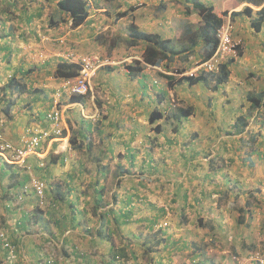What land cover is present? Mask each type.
<instances>
[{
	"label": "rangeland",
	"instance_id": "374dc122",
	"mask_svg": "<svg viewBox=\"0 0 264 264\" xmlns=\"http://www.w3.org/2000/svg\"><path fill=\"white\" fill-rule=\"evenodd\" d=\"M88 1L91 6L90 14H94V9H92L94 7H97V9H105L98 12L101 16H99L100 18L97 24L100 26L93 31L92 35L91 31L93 29L90 25L91 20L75 31L72 30L70 20L63 22L61 18H67V16L58 11L56 4L57 0H51L49 2L44 1L42 3L39 1L27 0L28 6H26V10L29 13L36 11V8L40 6L39 3H41L43 9L42 14L40 16L36 15L30 22H25L24 16L18 17L19 14L23 15V12H19V8L22 5L20 2V6L14 11L16 15L12 16L7 22V24L14 23L15 32L12 31L10 33L11 36L8 37L11 42L2 41V39H0V46L5 44L11 45V51L5 49L0 50V65L11 64L13 67L14 62L19 63L20 58L24 60L25 65H54L55 62L52 63V61H57V57H62L60 55L66 51L67 47H69L71 51L73 50V52L75 51L84 56L99 54L105 58L109 57L108 59H111L113 62L115 61L114 64H119V62L121 64L107 65L97 73L92 81L91 92L87 95L85 102H83V108L76 104L74 107L72 105L64 108L66 102L71 100L65 96L60 100L62 108L65 109V118L70 129V136H72L73 133H77L81 127V121L83 120L91 121L93 125V130L91 129L88 131L89 140L84 141V139L78 135L76 145L85 143L83 148H76L75 144L68 141V149L66 152H60L63 153L64 156H67L66 160L64 157L63 164L56 163L51 167L50 154H59L58 148L55 147V149L51 150L43 160L44 165L41 167L45 169L38 170L34 173H31L34 169H31L29 160L26 167L23 168L8 164L7 162L5 166L2 161L3 167L6 169V176L14 172V169L10 167H15L16 171H18V175L21 176L28 172L31 176H35L41 180L43 179L49 187L50 183L51 185L58 183V181L54 178L52 179V177L49 179V175L52 176V174H60L61 172L64 174L68 173V175H77V173L83 169V171H85L82 175L84 179L82 180L80 176H77L79 177L77 181H80V191H83V186L85 185L86 187L88 183L85 180L92 178V181H94L97 176L102 179V183L105 184L107 192H110L112 189H115L116 192L119 189L132 190L134 186L138 192L134 197L136 202L143 204L146 201L149 206H166L171 213L166 219L168 225L164 227L166 231H170L173 233V237L178 239L176 246H180L181 242H185V245H187L189 249L188 252L182 250L174 254L175 256H180L179 259L177 258V264L183 262L190 263L192 258H197V261L199 258V261L205 264H257V260H264V231L262 229V224L259 223V221L264 219L259 209V203L262 202L260 190L257 189L254 192L252 190V194H250L249 191H245L243 192V197H240L237 192L236 194L220 192V196H213L210 191H212L214 185H216L217 180L214 179L215 177L212 174L203 176V174H198L197 170L194 171V164L198 162V147H205L204 152L202 151L199 154V160L203 158L208 160L213 157L220 147L217 145L214 147V144H218V142L226 141V143H230L229 147H234L232 146V142L227 140L228 137L226 135L228 133L227 131H229L227 129L230 127L235 110L236 112L240 111L242 102L248 103L247 93L240 96L244 87L239 85L238 80L235 81L234 78H231L230 83L224 84L228 90V97H224L226 89L220 83H217V86L214 88L210 83V78L207 81L208 83L202 81L192 86L189 85L188 82H176L181 74L175 71L178 69L184 70L185 68L186 74L187 71H191L192 68L203 59V57L199 56V52H196V50L200 51L201 48L199 47L192 51L195 53L190 56V59L183 60L178 57L169 69L166 68L165 65L161 67L165 73L168 72L174 75L175 79H173L171 87H169L167 79L158 74L161 70L159 68H153L155 71H152V79L154 80H152L150 87H141L140 85L135 86L131 84L130 87L126 86L121 88V86H124L121 83H123L124 79L123 73L126 65L123 64L125 63L126 57L130 54H136L137 51H142L143 47L142 45L138 47L135 46V48L131 50H124V54L121 55L112 51V48L110 49L109 44H112V39L117 37L118 41L119 35L127 36L128 34V27L130 24L129 18H117L119 12L130 8L133 10V12L131 11V14H133L134 11L139 9L145 11L147 13L146 15H151V19L159 20V15L164 5L166 6L171 0ZM127 1L128 3L126 4ZM177 1L173 0V2H177V4L171 7H174L179 13H182L183 17L181 18H184L182 20H186L188 25L193 24V28L199 25L197 11L193 8H189L193 5L195 0ZM198 1L206 4L215 2L218 9L221 10V13L219 12L221 15H224L222 14L224 10H228L229 14L231 11L241 7L240 0ZM96 2L99 4H96ZM22 7L25 8L24 5ZM252 7L254 9H259L257 6L252 5ZM51 17L53 21H57V25L51 24ZM180 21L181 20L173 22L174 25H172L175 32L173 37L178 47L184 46L183 44H185L187 38H189V34H183L185 25L182 24L181 26ZM232 22L234 25L233 37L237 40H239V37L242 38L244 36L243 34H245V31L247 33L253 30V28L250 27L249 20H246L247 30L244 29L243 22L241 23L239 19H233ZM235 27H237V29H235ZM85 32L86 34L84 35ZM254 33L258 34L255 36V40H259L261 44L264 41V30ZM100 35L101 38L106 40V44L99 47L98 37ZM60 38H62L63 41L59 42ZM34 46L40 48L47 54V58L44 59L45 62L36 57L33 49ZM120 46H126L128 48L126 44H121ZM242 48L241 42L240 49L242 50ZM262 48L264 51V47ZM9 52L11 56L8 61L11 62L5 61L4 59L1 60V58ZM231 58L234 57L230 56L229 59ZM131 63H135L134 60ZM232 64L239 65V68L241 67L238 77L239 80L244 77L246 72L253 70L252 66L249 65H254L253 60L251 61L246 58ZM10 69L9 66L0 67V76L5 72L13 73V69ZM114 70L117 71H115L113 75L112 72ZM8 73L5 76V80L8 78ZM46 76L47 73L45 74V77ZM99 79L102 81L100 82ZM2 80L0 82H3ZM3 85L2 83L0 84V90ZM49 87L48 89H56L54 84ZM118 87L120 88L118 89ZM141 91H145L146 93L142 94ZM165 91L166 93L163 95L162 93ZM140 95H144L145 97L137 100L139 99L137 97H140ZM45 104H49L48 99H46ZM0 105L2 106L0 108V116L2 114V118L7 119V121L4 122L6 124L2 126L1 130L4 128L6 131H11L12 134L7 136V133H5V136L11 140L17 141L22 132L14 131L15 129L12 125L14 122L11 123V117L6 115L3 111L5 104L1 99ZM157 105H160L165 114L164 119L159 122L161 124L158 131L161 133L156 130H154V132L151 131V127L147 122L148 115ZM189 106L193 107L191 115L187 117L182 116L180 119L174 117V114L178 113L180 108L185 109ZM131 112H135L134 117H127V115H131ZM16 115L19 117L21 114L19 112L16 113ZM132 122L137 125L134 127L135 130L131 126ZM132 135L134 137L133 140L130 139ZM89 141L92 143L90 151L87 150ZM128 147L131 150H129ZM219 151L218 152L222 155L226 154L234 158L242 155V153L235 152V147L234 150L230 149V152L227 149L223 150L222 147H220ZM130 153L135 154L134 165H131L134 160L129 158V156L132 155ZM31 158L34 159L35 156ZM97 158L100 159V161L97 160ZM36 159L40 166V160L37 157ZM187 160L190 164L189 168L186 167ZM103 165L108 166L106 175H102L101 173L103 172ZM120 165H123L125 168L128 167L131 173L121 174L122 169ZM144 173L148 175L152 174V177L144 175ZM121 175L124 176L122 177ZM2 179L4 178L2 177ZM16 180L17 179L13 176H11L8 181L4 182L3 180V182L0 183V192L4 191V185L7 186V184H5L6 182L14 183ZM253 182H257V179L254 178ZM220 185L223 189H226V187L228 188L224 182ZM257 185L260 184L256 183L254 189L257 188ZM215 188H217V185ZM204 189H206L205 192ZM77 193L78 192H76V194ZM185 194L187 195V200L183 198ZM141 197H143V199L145 198L144 202H141ZM82 198L83 199L80 198L81 200L79 199L76 201V205L78 207L84 206L91 209L94 205V198L91 197L92 200L90 199V193L84 195ZM107 198L106 200L110 201V198ZM72 199H74V197ZM247 202H249L253 210L249 213L246 210L247 213L245 214V218L251 223L249 228L245 227V223L239 222V219L244 215V211L240 210L238 212L236 208L237 206L245 208L248 205ZM232 203L236 204L233 209L231 206ZM183 205L186 206L184 210L187 213L181 216L180 209L184 207ZM0 208L3 209L1 201ZM62 208H64V206H61L60 210H62ZM232 210H234V219L230 214ZM55 211H57V209ZM213 221L216 223L215 226L209 228L212 227L210 223H213ZM255 221H258V224ZM230 233H232V237ZM152 235L161 236L162 233L160 231H153ZM166 235L168 234L166 233ZM216 235L219 236L221 240L217 239L216 241L218 242H214L216 245L210 244L211 240L209 238ZM241 239L246 240L247 243L245 245L240 243L238 246L232 244L235 241H241ZM202 244L204 248L208 249L209 254L196 257V250L202 249V246H200ZM252 246L254 247L252 248ZM21 264H25V262L22 261ZM259 264L264 263L260 262Z\"/></svg>",
	"mask_w": 264,
	"mask_h": 264
},
{
	"label": "crops",
	"instance_id": "0c3cea01",
	"mask_svg": "<svg viewBox=\"0 0 264 264\" xmlns=\"http://www.w3.org/2000/svg\"><path fill=\"white\" fill-rule=\"evenodd\" d=\"M177 2L175 3L173 2V0H171V2L166 4V6L164 5L162 12H160L159 20L151 19V15H146L147 13L145 11L139 9L137 11H134L133 14H128L127 16H125V18L128 17L129 22L134 21L140 27V29L160 32L165 38H172L173 42L175 43L173 37L175 34L174 28L172 26L174 25L173 22L181 20V26L182 24L185 25L183 34H185V31L188 32L187 27H189L186 20H182L184 19L181 18L183 17L182 13H179L177 9L171 7L174 4L176 5ZM127 3L128 1L126 2V4ZM211 3L215 4V2ZM96 4L99 3L96 2ZM240 4L241 7H239V9L237 10H241L246 3L240 2ZM92 9H94V14H90L89 18L86 21L88 22L91 20L90 25L93 29L91 31V35L93 34V31H95V29L100 26L97 24V21L100 18L99 16H101L98 12H100L101 10H105L97 9V7H94ZM219 12L221 13V10H219ZM236 19H239L241 23L243 22L244 29H246V20L248 19H242L241 16L236 17L235 20ZM80 27L72 28V30H78L80 29ZM235 29H237V27H235ZM262 30H264V25L262 27ZM252 31L253 30H250L247 33L245 31V34H243L244 36L242 38L239 37V40H242L241 42L243 48L241 50L240 56H238V59L236 58L237 60L234 62L245 58L250 59L251 61L253 60L254 65H249L252 66L253 70H249L248 72H246L244 77L239 80L238 77L241 67L239 68V65L232 64L234 62L229 63L228 68L230 70V75L226 81L220 83L226 89L224 97H228V90L224 86V84L230 83L231 78H234L235 81L238 80L239 85L244 87L243 92L240 93V96L244 95L245 93H247L248 96V103L242 102L240 105V111L236 112L235 110L230 127L227 129L231 132L230 134L228 133L226 135L228 137L227 140L231 141L233 144L232 146L235 147V152L242 153V155L236 156L234 158V161L232 160L229 168H221L224 162L222 160V154L219 153V146H221V144L224 142H218V144H214V147H216L217 145L219 148L217 147L218 150L215 155L208 160H206L205 158L199 160V154L202 151L204 152L205 150L204 146H200L197 148V150L199 152L198 162H200L201 164H198L197 166V173H200L201 175L203 174V176L212 174L215 177L214 179L217 180H215L217 188H215L216 185H214L213 190L210 191L213 196H220V192L236 194V190L233 189V185L235 183L242 189L239 192L240 197H243V192L245 191H249L250 194H252L255 190H260V193L262 195V202L259 203V209L261 214L264 216V65H262L264 64V51L262 50V47H264V41L260 44L259 40H255V36H257L258 34L254 33L256 32L255 30L253 32ZM85 34L86 32L84 33V35ZM98 45L100 47L104 44L100 45L98 43ZM141 45L143 47L142 43ZM141 45H137V47ZM199 47L203 48V45L201 44V46H197L196 48ZM133 48H135V46L128 48L126 46H121L112 48V51L125 52L124 50H131ZM66 51L72 52L78 56H84L83 54H79L75 51L73 52V50L71 51L69 47H67ZM66 51L63 52L60 56H65ZM196 51L197 53L199 52V50ZM123 52L120 53V55L124 54ZM201 53H203V50ZM143 58V50L137 51L136 54L134 53L127 56L123 65H135V63H131L133 62V60L145 63ZM54 62V65H25L24 60L20 58L19 63L14 62L13 67L11 64L0 65V67L9 66L11 69H13V72L16 70H22L23 74H25V81L31 86V92L28 94L20 95L18 97V105L10 111V117L12 119L10 120V122H14L12 123L13 128L15 129L14 131H20L23 134L29 127H48L49 123L46 120V113L52 105V97L55 92V89L53 90L48 88H50L49 86H52L53 84L55 85V87H57L59 82L63 80L54 77L56 61H52V63ZM120 64L121 63L119 62V64L115 63L114 65ZM144 65L145 66L141 65L143 67L142 71L133 73V76L130 75L129 70L125 66V71L123 73L124 79L123 83H121L124 86H121V88L126 86L130 87L131 84L135 86H142L143 84H145L146 86L150 87L152 84V71H155L154 69L156 68L162 70V68L152 65ZM115 71L117 70H114L112 72L113 75L115 74ZM45 72L47 73L46 77ZM7 73L8 72H5L3 74L4 76H0V81L4 79L2 80L3 82H0V84L7 83V80H5V76L7 75ZM11 74L12 73H8V77ZM99 80L100 82L102 81L101 79ZM210 83L215 88L218 83L217 78L211 77ZM119 88L120 87H118V89ZM141 93L144 94V92L142 91ZM144 97V95H140V97H137L139 99H136L140 100ZM256 97L257 99H261L262 97V99L260 100L261 104L255 108L252 104ZM46 99H48V105L45 104ZM76 102L78 101H68L66 103L70 104V106L73 105L74 107L76 106L74 104ZM1 107L2 106L0 105V108ZM19 112L21 115L18 117L16 113ZM134 114L135 112H131V115H127V117H134ZM239 117H244L246 119L245 123L248 122L244 130H242L243 127L241 125L238 127L234 126V124H236L237 118ZM5 121H7V119H3L1 114L0 128H2L4 124H6L4 123ZM131 126L132 128H134L136 127V124L132 122ZM212 131L214 132V130ZM3 132L4 134L7 133V136L12 134L11 131H6V129H4ZM251 133L258 134L257 140L254 142L248 141ZM225 145L229 148L230 143H225ZM54 146L58 148L59 153L64 151L66 152L65 149H62V142L55 141L52 150L55 149ZM234 147H230V149L234 150ZM62 154L63 153H61V155ZM31 157L28 159L29 164H31V169H34V171H32L31 173L37 172L39 167L41 170L45 169L42 168L41 165H38L36 157L34 159H32ZM213 158L219 159H216L217 161L215 160V162H211V159ZM50 163L51 167H53V164H56L52 163L51 161ZM10 168H13L14 172H12L11 175L6 176V169H4L3 164L0 163V183L3 182V180L4 182L8 181L11 176L17 179L14 183L6 182L5 184H7V186L3 184L5 186L4 191L0 192V201L2 202L3 209L0 208V216L3 224L5 225L9 241L12 245L15 246L16 250L14 251V254H11L7 248L3 247L2 241H0V264H21L22 261L25 262V264H35L40 258H42V260H46V257H53L55 264H152V261L154 262L153 264H175L177 262V258H180V256L174 255L179 251L174 249V247L176 248L178 239L173 237V233H171L170 231H166L165 227H161L163 222L166 221L167 217L171 213L167 210V213L163 217L156 220V223L155 221L153 222L151 213L152 211L150 207H148L145 203H137L134 199V197L138 193L136 190L119 189L116 192L115 189H112L110 192L105 191L104 201L106 205L99 207L95 210V212L93 208L94 206L90 209L89 207H77L76 205V209H72L71 213H69L70 209L68 204L61 205L64 206V208H62V211H55L54 209L50 210L48 208L39 207L37 198L35 197L33 192H27L26 195L25 193H23V185L21 183H24V179H26L27 181L28 179H30V173L26 172L25 174L20 176L18 175V171H16L15 167ZM77 175H79V173H77ZM144 175L148 174L144 173ZM70 176L71 175H68V173L64 174L63 172H61L60 174L55 173L52 174V176L49 175L48 177L49 179L51 177L52 179H56L58 181V183L56 184H60L61 187H67L68 184H70L72 188L77 186L76 188L79 191L77 195H79L81 199H83L82 197L84 195H88L89 193L90 199L91 197L94 198L93 187L90 184L93 182L92 178H89V180H85L88 183L86 187L85 185L83 186V191H80V181H77L79 177L74 175V178L72 179L69 178ZM121 176L123 177L124 175ZM148 176L152 177V174H149ZM2 177L4 179H2ZM81 178L82 180L84 179L83 176H81ZM254 178L257 179V182H253ZM99 180L102 184V179ZM223 182L226 183V186H228V188H221L220 184ZM256 183H259L260 185H257V188L254 189ZM205 191L206 189H204V192ZM74 192L75 191L73 188L71 192H68V196L70 198L74 197L75 199L76 192ZM114 194L117 199H113ZM107 197L110 198V201L106 200L108 199ZM111 208L113 209V212H111ZM38 210H40V212ZM233 211L234 210H232V213L230 212V214L234 219L235 215L233 214ZM245 211L244 217L242 219H245L244 221H246V223H250V221L245 218ZM126 213H130L131 217L127 219V222L130 223H123V218H121L122 220H120L121 215ZM65 214H67V217H71L75 220L72 221V224L68 225V227L61 228L62 224H58V221L60 216L64 217ZM68 214H70V216ZM214 223L215 222L213 221V224ZM256 223L258 224V221ZM259 223L262 224V229L264 231V219L259 221ZM250 226L251 223L249 224V227ZM249 227L246 226V228ZM102 228L103 232L105 229L106 232L105 236L103 235V237H100L99 231ZM153 231H160L162 235L153 236ZM109 232L111 237L108 235ZM166 233L168 235L170 234L169 241L164 240ZM231 234L232 233H230V235ZM159 239L161 240L159 241ZM240 243L242 245H245L247 241L241 239V241H235L232 244L240 245ZM210 244H213V242H210ZM124 246L128 247L129 257L127 259H122L120 257H117L116 255V259L114 260L112 258V253L115 252V254H117L118 251ZM180 247V249L184 248L186 252L189 251L188 246L185 245V242H181ZM200 251L202 255L209 254L208 249L204 248L203 250L197 249V255H200ZM76 253H79V255L76 256L77 259L75 260L74 257ZM196 261L197 258H195L192 263H195Z\"/></svg>",
	"mask_w": 264,
	"mask_h": 264
},
{
	"label": "trees",
	"instance_id": "16d2710c",
	"mask_svg": "<svg viewBox=\"0 0 264 264\" xmlns=\"http://www.w3.org/2000/svg\"><path fill=\"white\" fill-rule=\"evenodd\" d=\"M35 2H44V1H51V0H33ZM242 3H247L244 5V7L241 10H233L231 11V17L232 20L235 19L238 16H241L242 19L243 18H247L249 20L250 23V27L253 28V30H255L257 33L262 31V27L264 25V0H240ZM20 2L22 3V5L20 6ZM41 3H39V7L36 8V11L29 13L26 10V6H28L27 0H0V39H2V41H6V42H10L11 40H9V36H11V32H15V27H14V23H10L7 24L8 20L11 19L12 16L16 15L14 13V11L17 10L18 6H20L19 8V12L22 14H19V16H24L25 18V22H30L33 17H35L36 15L40 16L42 14V6ZM57 4V9L59 12L63 13L64 15L67 16L61 18L63 22L69 21L71 20V27L72 28H79L80 26H82L87 19L90 16V10H91V6L88 0H57L56 2ZM25 6V8H23L22 6ZM253 6H257L259 7V9H254ZM189 8H193L197 11L198 14V24L195 28H193V24L189 25V27H187V31H185V34H189V38H187L186 43L184 44V46L178 47V45H176V43L173 42V40L171 38H165L160 32H153V31H148L145 29H140V27L134 22L131 21L128 27V34L127 36L124 35H119L118 37V41H117V37L115 39H112V44H109L110 49L114 48V47H121V44H126L128 47H133V46H137V45H141V43L143 44V56H144V62H140V61H135L136 65H132V64H127L126 68L129 70L130 75L133 76V73L136 72H141L143 67L146 65H152V66H159L162 67L163 65L166 66V68H170L171 65L174 63V61L180 57L179 59H183V60H188L190 59L191 55H193L195 52L194 49L197 46H201V44L203 45V48L200 47V51H199V56L203 57V60H207L209 59L215 52L216 47H217V43H218V39H217V30L220 28V26L223 23V17L222 15H219V9L217 7L216 4L214 3H204L198 0H195L193 2V5L190 6ZM131 11L133 12V10H131L130 8L125 9L124 11L119 12V15L117 16V18H122L127 16L128 14L131 13ZM189 11V10H188ZM228 10H224L222 14L227 15L228 14ZM52 25H57V21H53V18L51 17L50 20ZM54 22V23H53ZM234 31V29H233ZM185 35V36H186ZM98 41L99 44H106V40L104 38H101V35L98 37ZM11 45L5 44V45H1L0 46V50L1 49H5V50H9L11 51ZM118 49V48H117ZM113 50V49H112ZM203 50V53H201ZM123 51L117 52V53H122ZM197 52V51H196ZM241 54V51L240 53ZM10 56L11 53H6L1 60H10ZM57 61H56V66H55V70H54V77L58 78V79H65V78H71V77H75L79 74V70H80V65L74 62H70L67 59H65L64 57H57ZM109 58V57H108ZM237 59L235 58H231L226 62H223L220 64L219 66V71L217 73H213V72H200L196 75H189V74H185V68L183 69H178L177 72L178 74H181L180 77L177 78L176 82L178 83H183V82H188L189 85H195L197 83H200L202 81L208 83V79L211 77L217 78V82L218 83H222L224 81H226L230 75V70L228 68L229 63H232L234 61H236ZM10 62V61H8ZM45 62V61H44ZM48 64V63H47ZM142 65V66H141ZM160 76L165 77L167 79V83L169 85V87H171V85L173 84V79H175L174 75L166 72L164 70H161V72L158 73ZM25 74H23L22 70H16L14 71L8 78H7V83L4 84L2 86V89L0 90V99L1 101L5 104V107L3 109V111L5 112L6 115L10 116V111L11 109L15 108L18 105V97L20 95L23 94H28L30 93V85L25 81L24 78ZM154 80V79H152ZM146 87L145 84H143L141 87ZM142 89V88H141ZM168 90V89H167ZM146 92L144 91V94ZM166 91L164 93H162L163 95H165ZM89 94V93H88ZM87 94V95H88ZM87 95H73L72 97H70V102L72 101H81V102H85ZM263 96V95H262ZM257 97L255 98V100L253 101V106L256 108L257 106H259L261 104V99ZM99 102V101H97ZM192 109L193 107L189 106L187 108H180L178 113L174 114V117L176 119H180V117L182 116H189L192 113ZM165 114L163 112V110L161 109L160 105H157V107L148 115L147 117V122L149 123V126L151 127V131L154 132V130H156L157 132L159 130L160 127V120L164 119ZM81 127L79 128V130L77 131V133H73L72 136L69 137V142L75 144L76 148H83L85 143H80L79 145H76V140L78 138V135H80L84 141L85 140H89L90 137L88 136V131H90L93 127L91 121H87V120H83L81 121ZM246 119L244 117H239L237 118L236 124H234V126L238 127V126H242L244 130V128L246 127L247 123ZM147 123V124H148ZM137 126V125H136ZM71 127V126H70ZM134 129V128H133ZM93 130V129H92ZM135 130V129H134ZM66 134L67 131H64ZM176 132V131H174ZM229 134L231 131H227ZM161 133V132H160ZM227 133V134H228ZM232 134V133H231ZM257 136L258 134H250V138H249V142H254L257 140ZM131 140L134 139L133 135L130 137ZM226 141H224V143L221 144L220 147L223 148V150L227 149L230 152V147L228 148V146L225 145ZM228 143V142H227ZM92 146L91 141L88 142L87 145V150L90 151ZM55 147V146H54ZM129 148V147H128ZM129 150H131L129 148ZM132 154V153H130ZM129 154V155H130ZM222 160L224 162V164L221 166V168H229L231 165L232 160L234 161V157H229V155L223 154L222 155ZM64 157L65 160L67 158V156H64L63 154L61 155V153L54 155L53 153L50 154V161L52 163H64ZM196 157V156H195ZM194 157V158H195ZM129 158H131L132 160H134L131 165H134L133 163H135V154H132L129 156ZM216 159L219 158H213L211 159V162H215ZM97 160L100 161V159L97 158ZM217 161V160H216ZM0 163L1 159H0ZM5 165H7V163L3 162ZM187 163V168H189L190 164L188 162V160L186 161ZM143 164V162H142ZM198 164L200 165V162H195L194 164V171L197 170V166ZM150 165V164H148ZM121 167V174H126V173H131V171L128 169V167H123V165H120ZM213 168V166H212ZM103 172L102 175H106L107 174V169L108 166L107 165H103ZM38 170H41L40 167ZM85 173V171H83V169L80 170L79 175H75V174H71L70 178H74L75 176H81ZM186 177V176H185ZM100 178L97 177L91 184V186L93 187V193H94V212L96 209H98L101 206H105L106 203L104 201V195H105V191H106V187L105 184H101L100 183ZM190 180V179H189ZM42 181H44L42 179ZM45 182V181H44ZM31 183V175H30V179L27 181L26 179H24V183H21L22 186V190L23 193L27 192H33V194L35 195V197L37 198V202L39 207L41 208H48V209H54L57 211L60 210V207L62 204H68L70 212L72 209H76V201L80 199L79 195L76 194V198L72 199L70 198L68 195V192H71V190H73L75 192H79L78 189L76 188L77 186L73 187L68 184L67 187H61L60 184H53L51 185V183L48 185L46 184V188L44 191V199H45V204L41 205L38 199V196L36 195V191L35 188L30 184ZM46 183V182H45ZM233 185V184H232ZM89 187V186H88ZM233 189L236 190V192L239 195L240 190H242L240 187H238L236 185V183L233 185ZM28 190V191H27ZM132 190H136L135 187H132ZM74 192V193H75ZM187 195H183L184 200H187ZM211 196V195H210ZM240 196V195H239ZM117 199V197L115 196V194L113 195V199ZM143 197H141V202H144ZM147 200V199H146ZM138 203V202H137ZM186 203V202H185ZM248 205L243 208V207H239L237 206L236 208L240 211V210H247L248 213L252 212V208L249 204V202H247ZM145 204L147 205L148 203ZM185 205V204H184ZM183 205V206H184ZM235 203H232V209L235 207ZM151 209V213H152V221L156 223V220H158L159 218L163 217L166 213L168 208L166 206H161V205H152L149 206ZM78 207V206H77ZM186 208V206L181 207L180 211H181V216L185 215L187 212L184 210ZM111 212H113V209H110ZM40 212V210H38ZM62 211V210H61ZM74 211V210H73ZM246 211V213H247ZM42 212V211H41ZM64 213V212H63ZM61 215V214H59ZM70 216V214H68ZM150 215V214H149ZM107 216V215H106ZM130 213H126V214H122L120 217V220H122L121 218H123V223L127 222V219L130 218ZM244 217V215H243ZM242 217V218H243ZM1 218V216H0ZM239 219V222L241 223H245V225L247 227H249V222L246 223V221H244L245 219ZM75 219H72L71 217H67V214L64 215V217L60 216L58 224H62L61 228H66L68 227V225L72 224V221H74ZM103 220H104V216H103ZM1 223L2 226L5 227V225L3 224V221L1 219ZM130 223V222H127ZM209 228H213L215 226V223H210ZM245 226V227H246ZM110 231V230H109ZM162 231V229H161ZM100 237H103V235L105 236V232L106 229L103 232V228L100 229ZM103 232V233H102ZM113 232V231H112ZM111 232V233H112ZM108 235L110 236V232L108 233ZM170 234L166 235L164 240H170ZM8 237V236H7ZM111 237V236H110ZM107 238V237H106ZM216 238V239H215ZM219 236H211V238H209L214 244L218 242L216 241L221 240L219 239ZM9 240V238H8ZM161 239H159L160 241ZM11 243V242H10ZM238 246V245H235ZM250 247V246H249ZM254 246H252L253 248ZM180 246H176V248L174 247L175 250H185L184 248L180 249ZM172 249V250H174ZM204 249V246L202 244V249ZM16 250V249H15ZM14 250V251H15ZM171 250V251H172ZM131 252V251H130ZM251 252V251H250ZM200 255H202L201 251L199 253ZM77 255H79V253H76L75 255V260L77 259ZM116 255L117 257H120L122 259H127L129 257V250L128 247L124 246L123 248H121L117 254H115V252L112 253V258L115 260L116 259ZM199 255H196V257H198ZM203 256V255H202ZM195 258H192V261ZM192 261L190 263L188 262H183L180 264H205L200 262L199 260L196 261L195 263H192ZM53 264V263H49L48 262V257H46V260H42V258H40L38 260V262H36L35 264ZM154 262L152 261V264ZM260 261L257 260V264H259ZM55 264V263H54ZM136 264V263H134ZM172 264V263H171ZM176 264V263H175Z\"/></svg>",
	"mask_w": 264,
	"mask_h": 264
},
{
	"label": "built area",
	"instance_id": "2783aa9c",
	"mask_svg": "<svg viewBox=\"0 0 264 264\" xmlns=\"http://www.w3.org/2000/svg\"><path fill=\"white\" fill-rule=\"evenodd\" d=\"M230 13L222 15L223 23L217 30L218 43L214 54L207 60L202 61V59L200 63L195 65L191 71H187L186 74L196 75L200 72H216L219 70L221 63L227 61L230 56L235 57L239 54L241 41L233 37L234 25ZM61 41H63L62 38H60V42ZM33 49L36 57L44 62V59L47 58V54L35 46ZM63 57L70 62L79 64L80 70L77 76L61 80L56 87L53 94L52 105L46 113V120L49 123L48 127H29L25 133L20 135L17 141L8 139L0 128L1 161L23 168L26 167L28 159L31 156H35L40 160V165L43 166V160L49 154L55 141L66 142L64 144V149L67 150L69 128L65 118L64 108L70 106V104L66 103L64 108H62L60 100L64 96L70 99L73 95H87L91 92L92 81L97 73L107 65H114L111 59L105 58L99 54L78 56L72 52L66 51ZM74 104L82 108L84 107L81 101ZM65 130H68V133L66 136H63ZM30 184L35 188L40 204L44 205L46 202L44 199L46 183L35 176H31ZM167 225L168 222L165 221L163 226ZM0 241H2L4 248H7L11 254H14L15 246L8 240L7 231L6 228L2 226L1 218ZM48 262L53 263L54 258H48ZM260 262L264 263V260Z\"/></svg>",
	"mask_w": 264,
	"mask_h": 264
},
{
	"label": "clouds",
	"instance_id": "9594fccd",
	"mask_svg": "<svg viewBox=\"0 0 264 264\" xmlns=\"http://www.w3.org/2000/svg\"><path fill=\"white\" fill-rule=\"evenodd\" d=\"M219 15H221V14H219ZM70 25H71V20H70ZM240 47H241V45H240ZM239 50H241V49L239 48ZM239 53H240V51H239ZM238 56H240V54H238V55L235 56L234 58H237ZM228 60H229V59H228ZM228 60H227V61H228ZM68 61H69V60H68ZM225 62H226V61H225ZM149 65H150V64H149ZM218 71H219V70H218ZM218 71L213 72V73H217ZM68 128H69V127H68ZM66 131H67V133H68V130H66ZM69 131H70V129H69ZM64 133H65V132H64ZM67 133H66V134H63V136H66ZM69 137H70V132H69ZM68 141H69V138H68ZM68 141H67V142H68ZM58 142H61V141H58ZM62 143H63V149H64V144H65L66 142L63 141ZM52 148H53V146H52ZM51 150H52V149H51ZM51 150H50V151H51ZM49 153H50V152H49ZM164 222H165V221H164ZM164 222H163V223H164ZM161 227H164L163 224L161 225Z\"/></svg>",
	"mask_w": 264,
	"mask_h": 264
}]
</instances>
